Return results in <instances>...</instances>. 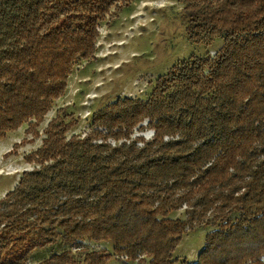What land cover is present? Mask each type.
I'll use <instances>...</instances> for the list:
<instances>
[{
  "label": "trees",
  "instance_id": "1",
  "mask_svg": "<svg viewBox=\"0 0 264 264\" xmlns=\"http://www.w3.org/2000/svg\"><path fill=\"white\" fill-rule=\"evenodd\" d=\"M132 1L0 0V142L25 124L13 149L41 138L75 66L97 54L100 24ZM179 1L190 43L221 48L173 65L147 100L94 113L84 138L68 137L79 120L59 109L24 157L35 167L0 199V264L86 241L113 252L36 264H176L201 224L214 230L193 264H264V0ZM138 127L153 137H133ZM183 208L186 220L170 217Z\"/></svg>",
  "mask_w": 264,
  "mask_h": 264
},
{
  "label": "rangeland",
  "instance_id": "2",
  "mask_svg": "<svg viewBox=\"0 0 264 264\" xmlns=\"http://www.w3.org/2000/svg\"><path fill=\"white\" fill-rule=\"evenodd\" d=\"M188 23L184 5L179 0H133L117 19L114 13L107 17L100 24L97 54L94 59L80 61L75 66L65 95L54 104L40 129L41 138L33 144L13 149L14 145H19L27 137L28 125L25 124L0 142V199L15 189L25 171L35 167L27 164L24 157L42 146V139L45 138L43 130L55 118L59 109H65L67 115L73 114L79 120L78 127L68 137L76 135L84 138L90 132L94 113L118 99L147 100L156 81L176 63L192 55L214 56L223 45L222 40H216L209 48L194 45L188 40ZM153 134L151 130L142 131L138 127L133 137L142 136L147 140ZM109 142L112 145L118 144L114 140ZM9 152L12 155L7 156ZM170 217L186 220L185 208L172 213ZM212 230L214 228L201 224L195 232L189 231L175 253L179 260L176 264H182L184 260L190 264L197 262L204 247L205 236ZM104 249L113 252L112 245L108 243L86 241L83 247L72 249L59 243L35 250L28 264L39 263L66 250H71L78 260H82L84 251ZM108 264L137 263L116 257Z\"/></svg>",
  "mask_w": 264,
  "mask_h": 264
}]
</instances>
